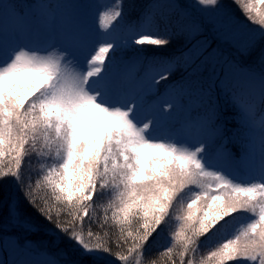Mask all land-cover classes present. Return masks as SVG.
<instances>
[{
  "label": "snow or ice",
  "instance_id": "6c2138e0",
  "mask_svg": "<svg viewBox=\"0 0 264 264\" xmlns=\"http://www.w3.org/2000/svg\"><path fill=\"white\" fill-rule=\"evenodd\" d=\"M232 4L243 19L222 14L220 0L189 7L223 16L219 39L247 51L264 41V0ZM190 16L176 0H150L132 20L124 0L27 11L0 0L8 222L35 227L22 221V193L63 244L38 260L17 242L12 264H264V71L240 72L195 45L166 54L170 37L198 28ZM177 67L179 81L157 94ZM221 96L235 129L221 121ZM161 235L167 245L154 254L148 245Z\"/></svg>",
  "mask_w": 264,
  "mask_h": 264
},
{
  "label": "rangeland",
  "instance_id": "374dc122",
  "mask_svg": "<svg viewBox=\"0 0 264 264\" xmlns=\"http://www.w3.org/2000/svg\"><path fill=\"white\" fill-rule=\"evenodd\" d=\"M148 0H124L125 9L127 12V18L128 19H134L135 17H132L134 14V9L137 7H141L145 2ZM43 3H50V4H57V3H70V4H81V3H88L90 0H41ZM4 3L10 4V0H4ZM38 3V1H37ZM176 3L178 5H181L183 8L187 9L191 16L189 17V23H194L198 26V28L194 31V34L191 36H172L170 37L171 43H175L176 47H171L168 45L164 52L168 55H180L182 52H188L190 49L193 48L195 45L197 48H206L207 52H211L213 49H217L222 45L223 47L229 49H221L216 51V58L221 62H226L228 64H232L235 66L237 70L240 72H247L251 69L249 68V64H258L263 69L264 65H262L261 61L264 59V41H258L256 45L247 51L243 50L241 47V44L234 43L231 41H222L219 39V31L222 29L219 27V25L223 21V16L212 19L208 17L201 16L199 13L195 12L194 9H191L189 6L190 4L195 3V0H176ZM221 3V13L225 12H233L237 16H241L239 10L235 7V5L232 4V0H220ZM25 11L28 10L27 5L23 4L22 7ZM83 13L81 12V15ZM241 19L243 17L241 16ZM90 23V22H89ZM251 27H257L255 25H251ZM170 43V44H171ZM218 46V48H217ZM137 47V46H133ZM151 47V46H146ZM129 52L133 55L131 51H125ZM229 58L235 59L230 60ZM230 54V55H229ZM112 53H109V56H111ZM119 55V54H118ZM130 55V54H129ZM130 55V57L132 56ZM127 58V57H126ZM241 60V61H239ZM234 64H233V63ZM242 62V63H241ZM107 63V61H106ZM241 63V64H240ZM237 66H236V65ZM144 69H140V75L144 74ZM183 74V68L177 67V69L172 73V75L169 76L168 80L166 81H160L159 84L155 86L157 94H163L166 91V88L170 84H174L175 82L179 81L181 75ZM207 75V73H205ZM222 97V96H221ZM225 98L223 100V97L221 100H219L220 105V115H221V121L226 125L228 116H225L223 112V107L227 108L228 111L231 112V115L233 113L236 114L235 109L228 105L229 103L225 102ZM222 101V102H221ZM261 106L259 103H257L256 106V115L257 118L261 116ZM258 112H260L258 114ZM233 126L226 125V128L228 129H235L237 125V121ZM229 150L233 153L235 157H239L240 155V148L238 145H234L233 147H229ZM23 221V220H22ZM17 226V228H14L13 226L10 228H0V262H3V264H12L13 259L15 258L14 252H13V246L19 242L21 244H27L28 247L32 248L37 252L36 259L38 260H47L50 259L58 253L59 249L63 247V245H57L54 243V237L50 239V237L43 235V236H37L34 233H30V231L26 230V225L24 223L21 224H14ZM155 244L161 245L164 247L167 245V240L164 235H161ZM157 245V246H158ZM51 254V255H49ZM59 258V257H57Z\"/></svg>",
  "mask_w": 264,
  "mask_h": 264
},
{
  "label": "trees",
  "instance_id": "16d2710c",
  "mask_svg": "<svg viewBox=\"0 0 264 264\" xmlns=\"http://www.w3.org/2000/svg\"><path fill=\"white\" fill-rule=\"evenodd\" d=\"M150 2V0H148L147 2H145V4H143L141 7H139V8H135L134 9V15L132 16V17H137L138 15H139V13L141 12V11H143V9H144V6L145 5H147L148 3ZM27 4V5H31V4H34L35 3V0H10V5H14V6H16L17 7V9H19V8H21L22 7V5L23 4ZM129 20H131V19H129ZM171 47H176L177 45L175 44V43H171V44H169ZM217 48H218V46H217ZM219 50H221V49H225V50H228L229 51V49H227V48H225V47H223L222 45H220V47L218 48ZM219 50H217L216 49V51H218L219 52ZM132 55L131 53H129V52H124L123 53V55L125 56V57H130V55ZM227 55V54H226ZM230 55V54H229ZM227 57L229 58V56L227 55ZM117 58H119V55H118V57ZM230 59V58H229ZM233 59H235L234 57H233ZM232 58L230 59V60H233ZM239 61H241V60H239ZM233 63V62H232ZM242 63V62H241ZM240 63V64H241ZM234 64V63H233ZM236 65V64H235ZM237 66V65H236ZM249 68L251 69L250 71H252V72H255V73H257V74H259L261 71H264V68L262 69L261 67H260V65H258V64H249ZM141 69H144L143 67L141 68ZM219 100H221L222 99V97H219L218 98ZM223 100H224V97H223ZM222 102V101H221ZM225 102H226V100H225ZM228 102V101H227ZM229 103V102H228ZM229 106H230V103L228 104ZM224 109H223V114L225 115V116H228V118H227V123H226V125H228V126H233L236 122L235 121H237L236 120V114L235 113H233L232 115H231V110L230 111H228V109L227 108H225V107H223ZM261 112V111H260ZM260 112H258V114L260 113ZM225 125V126H226ZM229 147H233L234 148V144H230L229 145ZM235 147H236V145H235ZM0 192H2V196H0V228H10V227H14V228H17V226L16 225H14V224H10L9 222H8V216H7V204H8V199H9V195L11 194V193H14L15 192V189H14V187H12L11 186V184L9 183V184H4V185H2V186H0ZM16 195L19 197V207H20V210H21V218H22V220L24 221V222H27V223H31V224H33V225H35V227L32 229V230H30V233H34L35 235H37V236H43V235H46V236H48V237H50V239L51 238H53L52 236H50L49 234H48V232H47V227H50V226H48L47 225V222L46 221H44V219H43V217H41L39 214H38V212L34 209V208H32L28 203H27V201L26 200H24L23 199V194L22 193H16ZM109 215H111V213H109ZM25 224V223H24ZM26 225V224H25ZM95 227V226H94ZM26 228V227H25ZM98 230V229H97ZM28 231V230H27ZM60 245H63L62 243L60 244ZM158 244H153V243H149V245H148V249L150 250V251H152L154 254L156 253V251H157V248H160V249H162V248H164V245L163 246H161V245H158ZM158 260H159V264H167V258H165V257H163V256H158ZM115 264H120V262L119 261H116L115 262Z\"/></svg>",
  "mask_w": 264,
  "mask_h": 264
}]
</instances>
